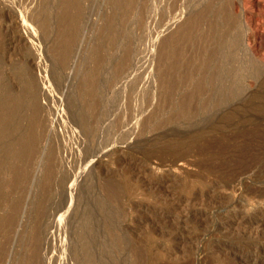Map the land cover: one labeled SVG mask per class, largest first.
<instances>
[{
  "label": "rangeland",
  "instance_id": "374dc122",
  "mask_svg": "<svg viewBox=\"0 0 264 264\" xmlns=\"http://www.w3.org/2000/svg\"><path fill=\"white\" fill-rule=\"evenodd\" d=\"M262 219L264 0H0V264H264Z\"/></svg>",
  "mask_w": 264,
  "mask_h": 264
},
{
  "label": "bare ground",
  "instance_id": "6f19581e",
  "mask_svg": "<svg viewBox=\"0 0 264 264\" xmlns=\"http://www.w3.org/2000/svg\"><path fill=\"white\" fill-rule=\"evenodd\" d=\"M224 1V0H223ZM228 1V0H227ZM228 4V3H227ZM230 5V4H229ZM229 5H227V6H229ZM230 6H233V5H230ZM222 7V6H221ZM221 9V8H220ZM219 9V10H220ZM222 10V9H221ZM228 10H230V9H228ZM227 10V8H226V6H224V8H223V12H224V15H225V17L223 16V18H225V23H226V25L224 24V26H226V28H227V30L226 31H231V29H233V30H235L234 32H236V29H237V32L240 34V32H241V29L239 30L238 29V27H239V24H241L240 22H239V16H240V14L238 13V11H235V9L233 8V10L231 9L230 11H228ZM218 11V10H217ZM221 12V11H220ZM221 14V13H220ZM219 17V16H218ZM201 19V18H200ZM224 20V19H223ZM213 21V20H212ZM224 22V21H223ZM213 23H215V22H213ZM218 23V22H217ZM217 23H216V25H217ZM211 24V23H210ZM221 24V23H220ZM219 25V24H218ZM214 26V25H213ZM213 28V27H212ZM251 28V27H250ZM233 30H232V32H233ZM216 31V30H215ZM224 30H222V32H223ZM225 31V34H223V35H225L224 36V38L225 37H227L226 35H227V32ZM240 31V32H239ZM188 33V32H187ZM244 33V32H243ZM243 33H241V34H243ZM221 34V33H220ZM229 34V33H228ZM235 34V33H234ZM217 36V35H216ZM230 36V35H229ZM228 36V37H229ZM242 36V35H241ZM244 36V35H243ZM231 37V36H230ZM229 37V38H230ZM238 37H240L239 35H237V34H235V38H234V40L235 39H237ZM242 38V37H241ZM240 39V38H239ZM227 40V39H226ZM231 40V38L229 39V41ZM241 40V39H240ZM239 40V41H240ZM224 42V41H223ZM235 43H236V40L234 41ZM238 42V41H237ZM213 43V42H212ZM225 45H226V43H225ZM224 46V45H223ZM233 46V45H232ZM238 46H239V44H238ZM232 48V47H231ZM238 48V47H237ZM215 55V54H214ZM235 56V55H234ZM225 57V56H224ZM215 58V57H214ZM238 58V57H237ZM215 61V60H214ZM215 66V65H214ZM231 66V65H230ZM216 69V68H215ZM209 75V74H208ZM219 76V75H218ZM182 101V100H181ZM169 105V104H168ZM106 117V116H105ZM168 149V148H167ZM175 149H176V147H175ZM170 151V150H169ZM156 152V151H155ZM160 153V154H159ZM159 153H157L156 152V154H153V155H151L150 156V158L151 157H154V158H156L157 159V164L159 165V167H161V166H163L166 162L165 161H167L166 159H165V161L164 160H162V158L160 157V159H158L159 158V155L161 156V152L159 151ZM164 153V152H163ZM172 156V155H171ZM187 156V155H186ZM170 158V157H169ZM175 158V159H174ZM189 158V157H188ZM187 157H185V156H183V155H181V156H177V155H175V157H173L172 158V161L170 162V167H174V168H176V169H183V168H185V167H191V166H193L194 165V163H193V160L191 161L190 159H188ZM153 159V158H152ZM164 159V158H163ZM192 159V158H191ZM168 163V162H167ZM167 165V164H166ZM158 169V168H157ZM163 174V173H162ZM73 177V176H72ZM70 178V177H69ZM152 180V179H151ZM63 182V181H62ZM63 184V183H62ZM147 184V183H146ZM66 185V184H65ZM72 185V184H71ZM102 187V186H101ZM65 188V187H64ZM111 188V187H110ZM66 189V188H65ZM233 189V188H232ZM70 192V191H69ZM105 193V192H104ZM71 194V193H70ZM70 199V198H69ZM64 202V201H63ZM64 205V204H63ZM71 207V206H70ZM66 211V210H65ZM264 220L262 219L261 220V222H263ZM255 224H257V223H255ZM260 224V223H259ZM245 239V238H244ZM245 248V247H244ZM261 248L262 247H257V249H255L256 250V252L257 253H259L260 251H261ZM264 249V248H263ZM239 250V249H238ZM238 252V251H237ZM253 252H254V249H253ZM262 252H264V250L262 251ZM262 256V255H261ZM264 256V255H263ZM263 261V260H262Z\"/></svg>",
  "mask_w": 264,
  "mask_h": 264
}]
</instances>
